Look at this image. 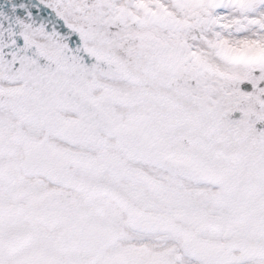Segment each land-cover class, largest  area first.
I'll return each instance as SVG.
<instances>
[{
	"label": "snow or ice",
	"instance_id": "6c2138e0",
	"mask_svg": "<svg viewBox=\"0 0 264 264\" xmlns=\"http://www.w3.org/2000/svg\"><path fill=\"white\" fill-rule=\"evenodd\" d=\"M0 264H264V0H0Z\"/></svg>",
	"mask_w": 264,
	"mask_h": 264
}]
</instances>
